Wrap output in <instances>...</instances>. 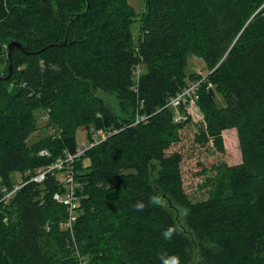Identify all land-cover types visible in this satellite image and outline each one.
Masks as SVG:
<instances>
[{
	"label": "trees",
	"instance_id": "1",
	"mask_svg": "<svg viewBox=\"0 0 264 264\" xmlns=\"http://www.w3.org/2000/svg\"><path fill=\"white\" fill-rule=\"evenodd\" d=\"M145 8L139 18L127 0H0L7 75L9 45L22 44L0 80V264H161L164 252L181 264H264V0H145ZM191 57L213 84L198 91L205 127L196 142L224 152L223 132L236 129L242 152L197 202L184 189L182 153L170 152L190 119L175 121L169 101L202 79L188 74ZM99 92L116 95L128 115ZM39 110L54 134L29 145ZM86 125L105 136L74 162L81 188L69 229L68 208L54 198L66 185L27 172L76 154ZM157 194L163 207L148 203ZM137 201L144 211L131 207ZM177 209L187 210L183 225ZM168 226L178 229L170 241L161 235Z\"/></svg>",
	"mask_w": 264,
	"mask_h": 264
},
{
	"label": "rangeland",
	"instance_id": "2",
	"mask_svg": "<svg viewBox=\"0 0 264 264\" xmlns=\"http://www.w3.org/2000/svg\"><path fill=\"white\" fill-rule=\"evenodd\" d=\"M128 3L136 10V12L141 15L145 11V0H127ZM141 22L138 21L134 24V34L135 39L138 41L140 36ZM13 72V71H12ZM210 72L205 63L196 58L191 57L189 60L188 74L198 73L199 75L206 74ZM144 69L142 67L136 72V80H138ZM10 74V73H9ZM8 74V75H9ZM7 65H0V77H7ZM12 75V74H11ZM2 80V79H1ZM99 95L104 99L107 105L114 109V111L122 117L127 116L120 105L116 95L106 94L99 92ZM218 104L220 106L224 105L223 100L218 97ZM189 114V122L186 127L181 131V141L175 144L170 152L178 151L183 155L182 163V173L184 180V189L190 198L197 202L203 201L210 197V193L213 189L212 181L216 178L218 169L224 166H233L240 164L242 162V152L240 149L239 136L236 129H230L223 132L224 138V152H220L217 147L212 143L206 145H201L196 142V136L199 131L205 127L204 114L200 109L199 104L196 102L191 103L186 107ZM45 112L37 111L36 115L39 118V126L41 127L37 132H35L28 140V144L32 145L36 141L48 137L54 134V129L48 128L46 125L48 123L45 120ZM102 131V130H100ZM92 133L93 142H97L102 139V134L99 131H93L90 126H82L77 130L76 139L79 149H84L89 145L88 133ZM103 132V131H102ZM105 136V134H104ZM88 159L84 161L85 166L88 165ZM64 175H58V178L63 179ZM13 180L16 185L22 184L23 177L20 173L13 175ZM173 215L180 225H183L185 216L184 211L174 210ZM196 259H199V255L196 254Z\"/></svg>",
	"mask_w": 264,
	"mask_h": 264
},
{
	"label": "built area",
	"instance_id": "3",
	"mask_svg": "<svg viewBox=\"0 0 264 264\" xmlns=\"http://www.w3.org/2000/svg\"><path fill=\"white\" fill-rule=\"evenodd\" d=\"M210 73L211 72H208L206 74L201 73L200 76L202 77V79L200 81L190 83L183 92L178 94L176 97H173L169 101V105L177 110V115L175 117V121L181 122V121L188 120V116L181 114L179 112V109L181 107L186 108L191 103H194V102H196V100H198V91H199V88H200L201 83L203 81L208 82V88H213V84L211 82H209V80H208V76ZM44 119L47 121L49 120L48 112H46ZM99 132L102 134V136H104V133L102 131H99ZM101 140L87 145L84 149H80L76 154H71L68 152L65 158H60L54 164H52L51 166H49L47 168L39 169L36 172V174L32 175V172H30V171L27 172V175L32 176L31 181L43 182L45 180L47 174H52L60 182H62L63 184L66 185L67 191L64 194L56 193L54 198L58 202L66 205L68 208L70 217H69V220L65 226L69 229L73 228V223L75 222V220L77 218V209H78L79 201H80L78 191L81 188L80 183H78L76 181V178H75L74 162L78 158H80L88 148L100 143ZM39 154L41 156H49L50 152L48 150L44 149V150L40 151ZM59 174H60V176L62 174L64 175L62 177L63 179H60V177L58 178ZM22 185H23V183L19 184L16 187V189L20 188ZM8 196H10V195H8Z\"/></svg>",
	"mask_w": 264,
	"mask_h": 264
},
{
	"label": "clouds",
	"instance_id": "4",
	"mask_svg": "<svg viewBox=\"0 0 264 264\" xmlns=\"http://www.w3.org/2000/svg\"><path fill=\"white\" fill-rule=\"evenodd\" d=\"M50 67L53 71H57V72L60 71L57 65H51ZM148 203L153 206L163 207L165 201L159 194H157L150 196ZM131 207L135 211L142 212L144 211L146 204L143 201H137ZM186 213L187 210H184V214ZM177 233H178V229L175 226H168L166 229L163 230L161 235L163 239L170 241ZM159 259L161 264H181L180 257L177 254H168L164 252L160 254Z\"/></svg>",
	"mask_w": 264,
	"mask_h": 264
},
{
	"label": "water",
	"instance_id": "5",
	"mask_svg": "<svg viewBox=\"0 0 264 264\" xmlns=\"http://www.w3.org/2000/svg\"><path fill=\"white\" fill-rule=\"evenodd\" d=\"M14 48H20L22 49V44L19 43V42H12L10 45H9V58H10V74L7 76V77H0V80L1 79H9L11 77V74H12V71H13V64H12V51Z\"/></svg>",
	"mask_w": 264,
	"mask_h": 264
},
{
	"label": "crops",
	"instance_id": "6",
	"mask_svg": "<svg viewBox=\"0 0 264 264\" xmlns=\"http://www.w3.org/2000/svg\"><path fill=\"white\" fill-rule=\"evenodd\" d=\"M88 161V165H90V161L89 160H87Z\"/></svg>",
	"mask_w": 264,
	"mask_h": 264
}]
</instances>
